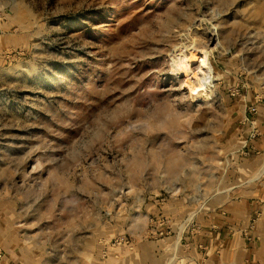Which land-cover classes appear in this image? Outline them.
<instances>
[{"label": "rangeland", "instance_id": "1", "mask_svg": "<svg viewBox=\"0 0 264 264\" xmlns=\"http://www.w3.org/2000/svg\"><path fill=\"white\" fill-rule=\"evenodd\" d=\"M254 96L264 0H0V218L48 264L169 235L230 180Z\"/></svg>", "mask_w": 264, "mask_h": 264}, {"label": "crops", "instance_id": "2", "mask_svg": "<svg viewBox=\"0 0 264 264\" xmlns=\"http://www.w3.org/2000/svg\"><path fill=\"white\" fill-rule=\"evenodd\" d=\"M244 99L250 118L237 119L232 129L235 168L220 190L179 230L124 240L103 255L87 251L75 264H264V101ZM0 264L48 262L0 218Z\"/></svg>", "mask_w": 264, "mask_h": 264}, {"label": "bare ground", "instance_id": "3", "mask_svg": "<svg viewBox=\"0 0 264 264\" xmlns=\"http://www.w3.org/2000/svg\"><path fill=\"white\" fill-rule=\"evenodd\" d=\"M175 53V67L177 70H188L191 69V64L189 59L191 58L185 54L182 50L177 49ZM200 66L198 68L197 73H195L191 80L189 81L190 87H193L198 84H202L207 76L210 74V70L212 69L211 64L208 60L207 53L200 55V59L198 60Z\"/></svg>", "mask_w": 264, "mask_h": 264}]
</instances>
